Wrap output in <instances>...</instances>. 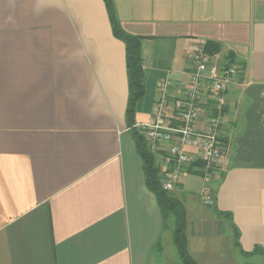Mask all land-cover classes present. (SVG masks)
I'll return each instance as SVG.
<instances>
[{
  "label": "crops",
  "instance_id": "0c3cea01",
  "mask_svg": "<svg viewBox=\"0 0 264 264\" xmlns=\"http://www.w3.org/2000/svg\"><path fill=\"white\" fill-rule=\"evenodd\" d=\"M112 1L121 28L141 37L134 128L150 122L160 81L173 96L186 87L189 48L217 44L211 63L239 71L219 129L223 177L210 190L239 252H264V0ZM127 100L125 47L103 0H0V264H181ZM196 177L176 189L190 193Z\"/></svg>",
  "mask_w": 264,
  "mask_h": 264
},
{
  "label": "built area",
  "instance_id": "2783aa9c",
  "mask_svg": "<svg viewBox=\"0 0 264 264\" xmlns=\"http://www.w3.org/2000/svg\"><path fill=\"white\" fill-rule=\"evenodd\" d=\"M203 46L187 51L196 69L177 96L171 95L169 80L159 82L151 120L141 127L151 152L156 155L161 185L166 191L182 184L189 165L200 163L199 171L209 177L210 170L220 163L219 129L224 117V96L237 69L233 65L217 68ZM202 199L211 203L207 192Z\"/></svg>",
  "mask_w": 264,
  "mask_h": 264
},
{
  "label": "trees",
  "instance_id": "16d2710c",
  "mask_svg": "<svg viewBox=\"0 0 264 264\" xmlns=\"http://www.w3.org/2000/svg\"><path fill=\"white\" fill-rule=\"evenodd\" d=\"M112 34L115 38L123 42L125 47V65H126V74H127V83H128V100L127 107L125 111L126 125L131 130L135 149L138 156L142 162V174L144 177L145 185L149 191H151L155 198L159 210L164 218L167 219L168 215L173 216L174 220V229H173V244L177 252L178 258L181 264H198L188 253L187 243L185 237V231L187 228L186 221V210L180 199L175 197L172 191H166L162 188L161 185V175L159 172V167L156 160V155L151 152L147 140L141 129L134 128V113L135 105L144 95V85H143V64L141 58V37L134 36L126 33L120 26V23L116 17L114 5L112 0H103ZM205 53L208 55L217 54L220 50V47L217 44L206 42L203 46ZM232 64L225 63V66L228 67ZM239 71L237 70L238 75ZM200 163L191 164L186 168L187 173L193 174L196 176L204 177V174L199 171ZM213 170H210V174H213ZM217 176L222 178L223 173L217 172ZM213 192V191H212ZM211 190L207 192L211 203H203L207 206H210L211 209L221 217H230L229 213H221L215 209V193H212ZM238 237L239 233L235 231V245L238 247ZM244 256L255 255V254H264L261 247L255 246L253 251L250 253H242ZM252 264V263H245ZM264 264V263H260Z\"/></svg>",
  "mask_w": 264,
  "mask_h": 264
},
{
  "label": "rangeland",
  "instance_id": "374dc122",
  "mask_svg": "<svg viewBox=\"0 0 264 264\" xmlns=\"http://www.w3.org/2000/svg\"><path fill=\"white\" fill-rule=\"evenodd\" d=\"M212 63L215 64V62ZM193 179L199 184L195 190L189 191L190 193L185 190L188 189L186 186L183 191L179 189L172 191L173 195L182 201L186 210L187 228L185 237L187 251L191 257L201 264L261 263L263 260L259 256L246 257L239 252L235 245V232L230 227V221L225 217L218 216L210 206L203 203L202 195L209 192L211 187L214 188L213 182L216 183L220 179V177L217 178L215 169L209 177L198 176ZM183 194L194 196L195 200L191 206L185 203ZM173 229V216L168 215L165 220L164 239L166 242L168 239L171 241L172 248L175 251L172 236ZM197 232L199 233L198 236H196ZM204 257H207V263L204 261Z\"/></svg>",
  "mask_w": 264,
  "mask_h": 264
}]
</instances>
